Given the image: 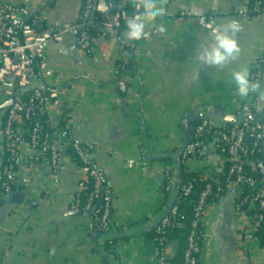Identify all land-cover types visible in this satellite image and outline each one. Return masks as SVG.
<instances>
[{
    "label": "crops",
    "instance_id": "crops-1",
    "mask_svg": "<svg viewBox=\"0 0 264 264\" xmlns=\"http://www.w3.org/2000/svg\"><path fill=\"white\" fill-rule=\"evenodd\" d=\"M111 1L123 10L143 4V0ZM171 1L170 17L157 18L142 39L127 41L123 31L129 45L125 54L117 44L105 49L97 44L90 54L85 53L76 47L74 35L48 44L50 66L64 79L61 106L49 112L51 126L55 132L62 127L65 107L71 114L72 135L96 148L95 158L115 193L114 231L111 239L105 235L91 238L88 215L71 214L70 205L83 177L71 155L61 161L58 183H54L51 165L44 161L29 187L18 186L5 194L1 179L7 153L0 142V264H105L111 256L113 264H160L148 235L169 213L174 200L175 190H166V173L168 168L177 173L176 158L184 141L181 122L194 110L238 109L245 98L237 95L232 72L245 66L251 74L264 53V14L250 19L239 14L255 0ZM31 3L35 10L39 0ZM157 3L165 8L166 0ZM84 4L85 0H51L42 15L63 26L73 25L80 21ZM182 11L191 14L184 22L178 21ZM202 16L211 27L198 25ZM229 20L241 28L236 34L240 48L236 59L221 68L198 63L200 45L211 44L212 31ZM160 25L164 32L158 30ZM120 61L131 64L125 72L126 92L119 90L115 80ZM260 91L264 92V80ZM5 114L0 113V124ZM212 121L222 122L218 115ZM20 153L31 155L32 151L24 147ZM224 165L221 160L191 159L187 168L203 182L213 183L220 180ZM235 205V198L227 193L210 203L201 264H264V247L244 238L248 221L238 215ZM109 240H115L113 254L105 251ZM180 245L179 241L170 243L169 262L163 264H180L176 260Z\"/></svg>",
    "mask_w": 264,
    "mask_h": 264
},
{
    "label": "built area",
    "instance_id": "built-area-1",
    "mask_svg": "<svg viewBox=\"0 0 264 264\" xmlns=\"http://www.w3.org/2000/svg\"><path fill=\"white\" fill-rule=\"evenodd\" d=\"M50 1L39 0V5L34 10L31 0H22L18 5L0 0V107L14 99L13 105L6 111L3 123L0 124V142L8 157L2 173L1 189L5 194H11L18 186L29 187L34 174L44 161L51 165L54 183H58L61 161L68 154V150H72L79 159L76 161L83 177L70 205V211L88 214V231L93 237L105 235L111 239L114 231L112 215L115 193L95 158L96 148L72 135L71 114L65 107L62 127L55 132L51 126L49 112L61 106L60 89L63 88L64 79L51 68L47 46L49 43H62L66 37L76 33L75 43L80 51L90 54L97 44L101 49L117 44L120 53L125 54L129 45L123 34L119 33L120 28L125 27L124 14L132 16L142 12L143 4L132 6V11L124 9L103 16L97 11L99 0H86L81 20L73 25L63 26L59 22L44 19L42 11ZM172 4L171 0H166V15L160 18L170 17L167 8L172 7ZM137 5L140 7L137 8ZM239 14L243 19H250L263 15L264 7L261 1L255 0L252 7L240 11ZM190 17V13L182 11L178 21L184 22ZM198 25L203 29L207 28L208 18L199 17ZM154 34L157 32L154 31ZM139 54L137 51L136 56ZM125 64L121 61L115 71V80L121 92L127 91ZM250 79L262 85L264 53L253 64ZM21 89L26 91L19 96L17 93ZM228 113L243 116V123L230 125L207 119L200 121L194 126L192 141L181 153V161L185 167L191 159L221 160L230 164L225 181L206 183L193 208L184 264H201L204 257L207 241L203 227L212 194L216 199H221L222 193L235 198L236 212L248 221L243 231L244 238L257 245L260 243L257 232L264 224V213L261 212L264 210V160L253 159L252 156L256 152L264 153V121L254 122L251 117L264 113V95H260L255 103L245 99L238 109ZM24 147H29L32 154L22 155L20 152ZM143 165L146 167L147 163L144 161ZM20 169L26 170L27 174L22 176ZM166 174L167 191L175 190L178 185L177 194L180 191L185 198L192 194L195 180L182 185L172 168H168ZM255 175L261 177L260 182ZM88 184L92 185V191L87 195L85 204H82L83 193L88 189ZM180 199L176 197L170 212L155 228L156 233L164 236L154 249V258L160 264L169 262L168 250L171 242L165 238L167 229L182 228L185 225L186 218L180 216L177 205ZM246 206L253 211L252 214L244 209ZM109 259L113 261L112 256ZM110 261L108 263L113 264Z\"/></svg>",
    "mask_w": 264,
    "mask_h": 264
},
{
    "label": "clouds",
    "instance_id": "clouds-1",
    "mask_svg": "<svg viewBox=\"0 0 264 264\" xmlns=\"http://www.w3.org/2000/svg\"><path fill=\"white\" fill-rule=\"evenodd\" d=\"M143 11L132 16L124 14L126 30L124 36L127 41L138 40L148 27L154 26L157 18L166 15L163 6L157 3V0H143ZM137 8L140 5L136 6ZM97 11L104 13L107 11L105 5H101ZM209 27H211L209 25ZM158 30L164 32L165 28L160 25ZM241 31L240 25L235 20H229L223 23L219 29L211 33L212 43L200 45L197 53V62L205 66L223 67L230 60H235L240 52L236 34ZM232 81L234 82L237 95L240 98H247L252 93L260 92V82H253L250 79V72L247 67L239 66L232 72ZM264 95V92L261 93Z\"/></svg>",
    "mask_w": 264,
    "mask_h": 264
},
{
    "label": "trees",
    "instance_id": "trees-1",
    "mask_svg": "<svg viewBox=\"0 0 264 264\" xmlns=\"http://www.w3.org/2000/svg\"><path fill=\"white\" fill-rule=\"evenodd\" d=\"M86 1V0H85ZM262 2V7H264V0H259ZM254 4L251 3V6L252 7ZM127 11H132L133 8L132 7H127L126 9ZM80 20H81V17H80ZM123 27L120 28L119 30V33L120 34H123ZM121 64V61L118 62L117 66H119ZM116 66V68H117ZM131 68V64H128V62L125 64V69H130ZM29 92V91H28ZM25 93V92H24ZM27 93V92H26ZM261 95V91L260 92H257V93H254L253 95H250L249 97L245 98L246 101H249L251 103H255L256 99ZM6 112V111H5ZM47 118L45 117V120ZM199 124L198 122L196 123V125ZM68 155H71L75 160L79 161L77 155L75 154L74 151L72 150H68ZM253 159H260V160H264V153L263 152H256L253 156H252ZM7 160H8V157L5 158L4 160V165L6 166L7 165ZM229 163H226L224 165V169L221 171V173L219 174L220 175V180L221 182H224L225 181V178H226V174L229 170ZM247 171L250 172L249 169H247ZM248 172V173H249ZM179 178H180V181H181V184H186L188 182H193L194 180V189L192 191V194L190 196H188L187 198H185L182 193L180 191H178V194H177V197L181 198L179 200V203L177 204L178 207H179V214L180 216H184L186 218V221H185V225L184 227L182 228H170V229H167V233L165 235V238L168 239L170 242L172 241H179L180 242V248H179V251H178V256H177V261L178 263L180 264H184V258H185V254L187 252V249H188V239H189V235H190V231H191V222H192V219H193V208L194 206L196 205L197 201L199 200V197L202 193V191L205 189V182H203L199 176L197 174H192V173H189L188 172V168L185 167L184 165L182 166L181 168V172H180V175H179ZM255 178L258 180V182L261 181V177L260 176H257L255 175ZM92 191V185L91 184H88V189L83 193L84 194V199L82 201V204H85L86 202V199H87V195L89 193H91ZM226 193H222L221 194V197H223ZM189 200V201H188ZM219 199H216L215 198V195L212 194L209 198V204L212 203V202H215V201H218ZM244 209L249 213V214H252L253 211L251 209H249V207H244ZM264 213V210L261 211ZM201 229V228H200ZM198 229V230H200ZM204 229V227H203ZM258 236L260 237V243L259 245L261 247H264V224H262L259 229H258V232H257ZM91 238L93 237L92 234H90ZM164 236L163 235H160L158 233H156V231H152L149 235H148V239H152L154 244H159V241L160 239H162ZM114 245H115V240H112V241H107L106 245H105V251L110 253V254H113V251H114ZM105 264H109L108 261H104Z\"/></svg>",
    "mask_w": 264,
    "mask_h": 264
},
{
    "label": "water",
    "instance_id": "water-1",
    "mask_svg": "<svg viewBox=\"0 0 264 264\" xmlns=\"http://www.w3.org/2000/svg\"><path fill=\"white\" fill-rule=\"evenodd\" d=\"M105 5L107 11L104 13H101L103 16H108L111 13H115V12H120L122 11V7H120L117 4H114L113 1L111 0H99V5L98 8L101 5ZM74 35H77L76 33H74ZM144 36V34L138 39H142V37ZM14 103V99H11L10 101H8L5 105L0 107V113L7 111ZM214 115H218L219 119L227 124L230 125H241L244 121V117L243 116H237L234 115L232 113H228V112H222L220 109H217L214 111V107H210L205 109L204 111H190L188 114L185 115V117L183 118L182 122H181V129L182 132L184 133V141L181 145V152L190 144V142L192 141V137L194 134V124L196 122H200L203 120H212ZM251 120L254 122H262L264 121V113L263 114H255L251 117ZM176 161L178 163V168H177V173H176V177L177 179L179 178L180 172H181V168L183 166L182 161H181V154L177 156ZM178 186V185H177ZM177 186L175 187V192H174V200L173 203L171 204V207L169 209H172V207L174 206L176 197H177ZM11 195H9L10 197ZM82 211H76V212H71L72 215H80L82 214ZM84 215H88L87 213H83ZM157 226V225H156Z\"/></svg>",
    "mask_w": 264,
    "mask_h": 264
},
{
    "label": "rangeland",
    "instance_id": "rangeland-1",
    "mask_svg": "<svg viewBox=\"0 0 264 264\" xmlns=\"http://www.w3.org/2000/svg\"><path fill=\"white\" fill-rule=\"evenodd\" d=\"M26 91V89H21V90H19V93H17L19 96L22 94V93H24Z\"/></svg>",
    "mask_w": 264,
    "mask_h": 264
}]
</instances>
